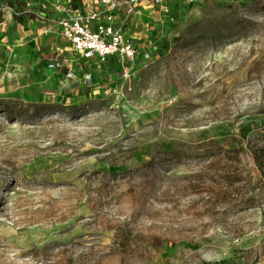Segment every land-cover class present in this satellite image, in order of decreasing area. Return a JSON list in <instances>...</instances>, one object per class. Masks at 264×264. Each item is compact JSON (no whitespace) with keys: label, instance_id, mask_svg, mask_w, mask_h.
Masks as SVG:
<instances>
[{"label":"rangeland","instance_id":"rangeland-1","mask_svg":"<svg viewBox=\"0 0 264 264\" xmlns=\"http://www.w3.org/2000/svg\"><path fill=\"white\" fill-rule=\"evenodd\" d=\"M51 1L0 0L5 58ZM139 6L143 59L0 93V264H264V0Z\"/></svg>","mask_w":264,"mask_h":264},{"label":"built area","instance_id":"built-area-1","mask_svg":"<svg viewBox=\"0 0 264 264\" xmlns=\"http://www.w3.org/2000/svg\"><path fill=\"white\" fill-rule=\"evenodd\" d=\"M140 3L141 0H88L82 10H76L67 0H52L45 11L34 12L46 35L59 32L76 56L92 66L75 68L68 59L58 58L49 68L65 70L67 82L93 86L99 85L110 60L123 64L143 59L144 53L126 30L130 17L139 14Z\"/></svg>","mask_w":264,"mask_h":264},{"label":"crops","instance_id":"crops-1","mask_svg":"<svg viewBox=\"0 0 264 264\" xmlns=\"http://www.w3.org/2000/svg\"><path fill=\"white\" fill-rule=\"evenodd\" d=\"M48 6L36 10L29 8V10L32 14L37 11L43 12ZM31 23L32 25L37 23L35 14H33ZM41 28L43 27L38 25L37 31L25 43L26 36L24 33H20L18 42H8L11 47H14L15 56L5 58L2 48H0V72L4 70V74L0 78V93L8 94L23 90L33 82L40 86L48 85V87L55 90L61 81L63 84L67 82L65 80V70H59L64 72L62 76L58 70L50 69L49 65L58 58L70 60L62 49L66 46L65 43L69 46L72 45L63 38L64 42L59 32L46 35Z\"/></svg>","mask_w":264,"mask_h":264},{"label":"trees","instance_id":"trees-1","mask_svg":"<svg viewBox=\"0 0 264 264\" xmlns=\"http://www.w3.org/2000/svg\"><path fill=\"white\" fill-rule=\"evenodd\" d=\"M80 0H74L72 6L76 10H82L83 5L79 6ZM116 62L115 59L110 60L109 63ZM248 149L251 151L254 162L257 166V169L260 172L261 178L264 180V128L262 129L261 134H257L254 139L248 142Z\"/></svg>","mask_w":264,"mask_h":264}]
</instances>
